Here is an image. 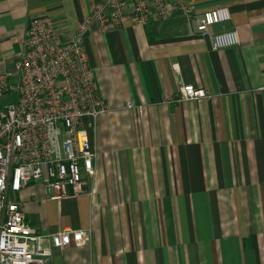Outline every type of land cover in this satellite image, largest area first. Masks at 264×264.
Segmentation results:
<instances>
[{
  "label": "crops",
  "instance_id": "crops-1",
  "mask_svg": "<svg viewBox=\"0 0 264 264\" xmlns=\"http://www.w3.org/2000/svg\"><path fill=\"white\" fill-rule=\"evenodd\" d=\"M98 1L0 0V70H15L32 18L69 36ZM192 2L191 17L89 27L109 110L89 131L86 193L53 201L29 183L16 195L40 232L90 231L88 242L51 248L46 264H264V0ZM219 6L231 19L210 31L234 28L239 43L212 49L195 18ZM183 85L208 97L173 100Z\"/></svg>",
  "mask_w": 264,
  "mask_h": 264
},
{
  "label": "built area",
  "instance_id": "built-area-1",
  "mask_svg": "<svg viewBox=\"0 0 264 264\" xmlns=\"http://www.w3.org/2000/svg\"><path fill=\"white\" fill-rule=\"evenodd\" d=\"M194 12L192 0H99L69 36L46 15L28 22L15 70H0V264H46L51 248L89 241V229L38 231L25 220L16 196L29 183H39L53 201L86 193L85 177L93 176L95 158L89 131L109 110L84 44L89 27L106 31L126 21L143 26ZM230 19L228 7H215L195 18V29L212 49L236 46L234 28L210 31ZM260 91L264 98V87ZM204 97V89L183 85L173 100ZM126 108L140 111L130 103Z\"/></svg>",
  "mask_w": 264,
  "mask_h": 264
}]
</instances>
